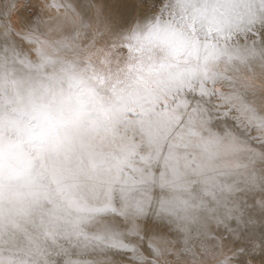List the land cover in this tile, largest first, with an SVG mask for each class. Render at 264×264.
I'll list each match as a JSON object with an SVG mask.
<instances>
[{
    "label": "snow or ice",
    "instance_id": "6c2138e0",
    "mask_svg": "<svg viewBox=\"0 0 264 264\" xmlns=\"http://www.w3.org/2000/svg\"><path fill=\"white\" fill-rule=\"evenodd\" d=\"M0 264H264V0H0Z\"/></svg>",
    "mask_w": 264,
    "mask_h": 264
}]
</instances>
